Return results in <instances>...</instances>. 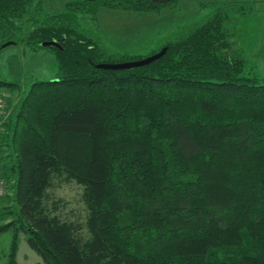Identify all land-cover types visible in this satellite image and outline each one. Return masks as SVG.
I'll list each match as a JSON object with an SVG mask.
<instances>
[{
    "label": "trees",
    "instance_id": "1",
    "mask_svg": "<svg viewBox=\"0 0 264 264\" xmlns=\"http://www.w3.org/2000/svg\"><path fill=\"white\" fill-rule=\"evenodd\" d=\"M246 3L218 4L148 63L104 68L147 54L104 49L78 15L162 1L66 0L51 12L0 0V47L48 46L56 60L0 122L2 174L14 177L4 264H17L18 232L43 264H264V76L236 38ZM61 172L83 185V220L43 204Z\"/></svg>",
    "mask_w": 264,
    "mask_h": 264
},
{
    "label": "rangeland",
    "instance_id": "2",
    "mask_svg": "<svg viewBox=\"0 0 264 264\" xmlns=\"http://www.w3.org/2000/svg\"><path fill=\"white\" fill-rule=\"evenodd\" d=\"M66 0H40L43 11H58ZM234 0H165L158 9L113 8L97 5L93 15L89 12L78 15L82 27L88 28L108 51L130 54H149L160 46V41L185 32L190 24L203 20L223 2ZM249 10L238 20L239 33L236 36L247 60L248 67L264 76V0H247ZM56 60L48 46L34 50L20 41H12L0 47V78L13 81L15 85L1 86L5 91L6 104L3 120L13 114L20 96L32 80L51 78L55 74ZM2 120V121H3ZM1 127V126H0ZM7 148L0 150V163L8 162ZM9 176L5 195L0 196L2 208L13 205V190ZM83 185L65 172L53 173L45 188L43 204L49 212L60 217L83 220L86 210L82 200ZM56 209L53 208L57 200ZM8 214H0V223L8 220ZM12 231L9 227L0 230V264H4ZM17 264H43L40 255L18 232L15 252Z\"/></svg>",
    "mask_w": 264,
    "mask_h": 264
},
{
    "label": "water",
    "instance_id": "3",
    "mask_svg": "<svg viewBox=\"0 0 264 264\" xmlns=\"http://www.w3.org/2000/svg\"><path fill=\"white\" fill-rule=\"evenodd\" d=\"M154 1H165V0H154ZM12 41H13L12 39H8L2 42L1 46L8 44ZM40 44L41 45H57L58 42L54 39H45V40L40 41ZM166 48L167 46L163 45L162 47H160L158 50H156L153 53L147 54L139 58H134V59H126V60H121V61H99L95 63V66L104 67V68H127V67L136 66V65H142L164 54V52L166 51Z\"/></svg>",
    "mask_w": 264,
    "mask_h": 264
},
{
    "label": "built area",
    "instance_id": "4",
    "mask_svg": "<svg viewBox=\"0 0 264 264\" xmlns=\"http://www.w3.org/2000/svg\"><path fill=\"white\" fill-rule=\"evenodd\" d=\"M6 104V96H5V91L3 89L0 88V122L3 120V110ZM1 165V163H0ZM6 179L2 174V169L0 166V195H2L5 190H6Z\"/></svg>",
    "mask_w": 264,
    "mask_h": 264
}]
</instances>
